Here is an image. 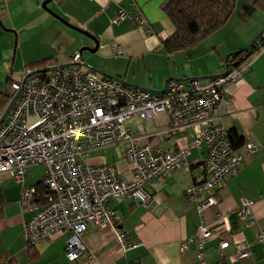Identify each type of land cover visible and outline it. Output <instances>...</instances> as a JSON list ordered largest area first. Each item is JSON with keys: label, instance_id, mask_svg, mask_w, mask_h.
I'll list each match as a JSON object with an SVG mask.
<instances>
[{"label": "crops", "instance_id": "obj_1", "mask_svg": "<svg viewBox=\"0 0 264 264\" xmlns=\"http://www.w3.org/2000/svg\"><path fill=\"white\" fill-rule=\"evenodd\" d=\"M42 1L0 0L1 22L5 26L0 30L2 51L14 50L15 58L19 55L21 60L28 61L27 65L48 57L64 62L84 46H94L75 28L85 30L97 39L98 45L95 52L88 51L85 56L83 50L80 52L83 62L105 74L154 90L161 89L168 78L221 74L225 69L224 56L245 47L264 27V0H236L222 27L196 46L166 53L161 40L172 32L173 26L162 8L165 0H51L45 8L41 7ZM120 9L127 15L115 22ZM260 39L264 43V32ZM13 81L17 80L8 73L0 93ZM1 103L0 97V115L6 107ZM214 121L226 131L237 132L242 144L235 149L243 156L238 174L226 176L213 190L215 203L198 212L196 203L184 194L188 186L205 175L204 152L192 148L186 167L166 171L152 184L144 185L149 194L145 206L129 197L109 198L108 204L119 218L117 227L128 241L138 240L140 245L123 249L114 240L111 226L96 229L88 224L81 239L95 253L92 262L84 257L73 261L65 258L66 234L34 243L29 251L21 230L35 210L20 207V185L1 175L4 204L0 218V264H130L133 260L140 264H200L195 256L200 219L210 231L203 240L209 264H264V246L256 238L264 227V48L255 54L240 77L225 86ZM125 125L137 142L165 151L185 146L202 126L172 128L165 113L149 119L133 115ZM246 144L253 145V150L248 152ZM114 146L118 147L113 154L107 153L109 145L94 148L84 161L115 164L120 176L129 179L131 164L124 158L122 146ZM26 178L27 185L39 181L27 183ZM246 199L253 201L250 224L246 223L248 217L238 212ZM186 237L193 242L183 249L181 242ZM220 241H226L227 246L219 248ZM236 243L247 245L246 257H235Z\"/></svg>", "mask_w": 264, "mask_h": 264}, {"label": "built area", "instance_id": "obj_2", "mask_svg": "<svg viewBox=\"0 0 264 264\" xmlns=\"http://www.w3.org/2000/svg\"><path fill=\"white\" fill-rule=\"evenodd\" d=\"M126 15L120 9L114 21ZM135 22L142 23L138 19ZM263 48L262 39H258L252 54L243 61H227L224 75L171 79L160 94L135 89L97 73L84 66L80 51L64 62L55 58L37 69L24 66L21 78L10 84L13 94L18 91V95L0 124V176L20 185L17 202L21 208L35 210L22 225V238L34 244L66 234L65 258L73 261L84 257L92 262L95 253L85 246L81 236L88 224L96 229L109 225L114 230V240L123 249L138 247V240L128 241L117 227L119 218L109 206V198L129 197L145 206L149 194L144 185L152 184L166 171L186 167L192 148L204 152L205 175L188 186L184 194L196 203L198 212L214 204L213 190L226 176L238 174L243 158L230 143L223 125L214 121L217 106L225 86L240 77ZM159 113L168 116L172 128L202 126L185 146L172 151L137 142L126 128V120L133 115L149 119ZM108 145L122 146L123 156L131 164V178H122L115 164L84 161L90 150ZM245 147L249 152L254 146ZM34 164L44 166L40 182L44 192L40 194L34 185L24 182L27 167ZM252 204L251 199H246L238 207L239 214L248 217L247 224L253 220ZM209 235L200 219L195 243L200 264H209L203 245ZM256 238L264 246V227ZM191 242L193 239L186 237L181 247L185 249ZM226 246V241L218 243L219 248ZM234 255L246 257L247 245L236 243ZM130 264L140 263L133 260Z\"/></svg>", "mask_w": 264, "mask_h": 264}, {"label": "trees", "instance_id": "obj_3", "mask_svg": "<svg viewBox=\"0 0 264 264\" xmlns=\"http://www.w3.org/2000/svg\"><path fill=\"white\" fill-rule=\"evenodd\" d=\"M235 2L236 0H165L162 8L171 22L173 30L167 37L161 40L163 50L166 53H172L196 46L227 22L234 10ZM1 18L2 16L0 15V20ZM250 53L245 51L232 55L228 60L237 59L238 61H243ZM241 54H244V57H241ZM52 60L51 57L34 60L30 62L29 66L47 65ZM10 84L11 82L5 92L0 93V97L2 98L1 104L4 107L13 95ZM227 138L234 148L242 144L241 137L234 129L227 131ZM40 182L41 180L32 184L36 187L39 194L44 192V188ZM3 204L4 201L0 189V218L3 216ZM27 247L30 251L33 244L28 243Z\"/></svg>", "mask_w": 264, "mask_h": 264}, {"label": "rangeland", "instance_id": "obj_4", "mask_svg": "<svg viewBox=\"0 0 264 264\" xmlns=\"http://www.w3.org/2000/svg\"><path fill=\"white\" fill-rule=\"evenodd\" d=\"M5 28L1 22L0 30ZM2 38L0 37V87L4 85V80L7 74L9 73L10 77L13 80H18L23 74V67L27 65L28 61L21 60L19 55L15 58V52L2 51ZM62 51V49H61ZM82 54L85 56L88 54V51L84 48ZM84 63L89 64L87 61ZM42 66V65H41ZM41 66L33 67L32 69H37ZM110 147L106 148L108 154H113L117 149L114 145H109ZM116 149V150H115ZM44 175V166L41 164H34L27 167L26 170V182L33 183L37 180H41Z\"/></svg>", "mask_w": 264, "mask_h": 264}, {"label": "water", "instance_id": "obj_5", "mask_svg": "<svg viewBox=\"0 0 264 264\" xmlns=\"http://www.w3.org/2000/svg\"><path fill=\"white\" fill-rule=\"evenodd\" d=\"M51 0H43L41 2V7L45 8L46 6V3L49 2ZM0 26H1V20H0ZM70 27H73V26H70ZM74 28V27H73ZM76 30H78L79 32H81L83 35H85L87 38L91 39L93 42H94V46L92 48H89V47H86L84 46L82 49H80L79 51L81 52L84 48L89 51V52H95V50L97 49V45H98V41L97 39L91 35L90 33H88L87 31L85 30H81V29H77L75 28ZM264 32V27L257 33L255 34V36L251 39V41L245 46L243 47L242 49L240 50H237V51H233V52H230L228 54H226L224 56V71L221 73V74H210V75H202V76H195V77H188V78H196V79H207V78H211V77H214V76H220V75H224L226 73V68H227V60L230 56L232 55H237V54H240L242 52H245L247 50H251L252 46L255 44V42L260 39V36L261 34ZM84 66L86 67H89L90 69H93L94 71H96L97 73L105 76V77H108V78H111V79H114L116 81H119L129 87H132V88H135V89H140V90H146V91H149L151 93H154V94H160L162 93L164 90H165V87H166V83L168 80H171V78H168L164 81V85L161 89L159 90H154V89H149V88H146V87H142V86H138V85H135L133 83H130V82H127L125 80H123L122 78H118V77H115V76H111V75H108V74H105L103 73L101 70L93 67V66H90L86 63H84ZM176 79H183V78H176ZM18 95V91L14 92V94L12 95V97L10 98L8 104L6 105V107L4 108L3 112L1 113L0 115V124L4 121V119L6 118L11 106L13 105L16 97Z\"/></svg>", "mask_w": 264, "mask_h": 264}]
</instances>
